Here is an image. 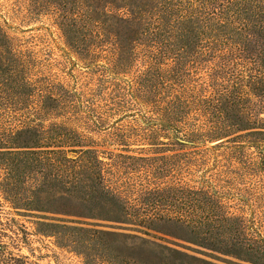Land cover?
Returning a JSON list of instances; mask_svg holds the SVG:
<instances>
[{
    "label": "rangeland",
    "instance_id": "374dc122",
    "mask_svg": "<svg viewBox=\"0 0 264 264\" xmlns=\"http://www.w3.org/2000/svg\"><path fill=\"white\" fill-rule=\"evenodd\" d=\"M84 11L80 0H0V130L38 124L47 128L55 123L64 132L76 131L104 162L116 166L114 177L105 173L107 182L203 188L219 200L221 210L212 211L214 214L241 219L248 237L264 240L263 150L251 144L249 130L182 143L174 138L175 132L154 124L158 122L144 102L143 90L151 85L149 70L163 75L161 83L155 81L162 96L170 92V86L178 88L180 83H172L177 76L184 82L185 94L197 98L229 87L234 70L230 56L221 47L209 51L204 42L200 49L187 53L173 48L154 64L149 60L154 50L147 28L130 45L120 37L126 45L120 49L116 38L99 39L95 28L85 25ZM67 23L79 29V48L69 44L62 30ZM121 28L123 35L128 28ZM221 117L213 114L209 119L216 122ZM191 122L202 124L194 118ZM50 183L30 180L22 186L33 200L39 196L42 202H52L63 197L56 201L65 206H58L70 212L14 209L1 199L2 220L13 219L15 229L25 231L17 230L21 240L17 248L10 249L27 256L31 264H86L82 254L58 243L50 233H37V221L97 229L107 235L113 250L118 248L144 263L256 264L234 251L230 243H217L220 234L215 230L195 233L172 222L146 229L107 220L100 215L109 213L92 208L73 192L52 188ZM41 185L46 192L39 194L35 188ZM164 212L172 215L175 211ZM174 249L180 254H173Z\"/></svg>",
    "mask_w": 264,
    "mask_h": 264
},
{
    "label": "trees",
    "instance_id": "16d2710c",
    "mask_svg": "<svg viewBox=\"0 0 264 264\" xmlns=\"http://www.w3.org/2000/svg\"><path fill=\"white\" fill-rule=\"evenodd\" d=\"M80 3L85 9L82 15L85 25L95 28L99 39L116 38L115 44L120 49L126 46L120 37L130 45L147 28L154 50L149 60L154 64L173 48L187 53L200 49L204 42L209 51L221 47L230 56V66L234 69L229 87L214 89L209 96L197 98L185 94L184 82L177 76V81L172 83H180L178 88L170 86V92L162 96L156 84L164 77L149 70L151 85L143 90L144 102L149 104L158 122L154 124L175 132L174 138L182 143L204 142L232 131L249 130L251 144L262 148L264 158V116H261L264 114V0H80ZM121 27L128 28L123 35L119 33ZM62 30L69 44L79 48V29L67 23ZM86 50L91 51L90 46ZM213 114L222 117L213 122L209 119ZM191 118L202 124L192 123ZM85 142L78 132H64L55 123L47 128L38 124L10 132L0 130V213L2 200L14 209L25 211L70 212L62 208L64 202L56 201L63 197L52 202H42L39 196L33 200L22 186V182L30 180L53 182L52 188L73 192L92 208L109 213L100 215L107 220L146 229L172 222L195 233L215 230L220 234L215 240L221 246L230 243L234 251L246 254L256 264H264V240L248 237L241 219L214 214L212 211L221 210L219 200L205 189L107 182L105 173L114 177L118 172L116 166L104 162L98 151L87 147L89 144ZM35 189L39 194L46 192L42 185ZM165 210L175 212L165 214ZM15 223L13 219L3 221L0 216V264H31L27 256L10 249L17 248L21 240L17 230L25 233L15 229ZM36 224L37 233H50L58 243L82 254L86 264H157L139 262L118 248L113 250L107 235L94 228L43 221ZM172 252L180 254L176 249Z\"/></svg>",
    "mask_w": 264,
    "mask_h": 264
}]
</instances>
